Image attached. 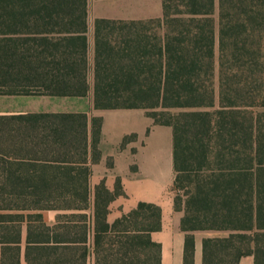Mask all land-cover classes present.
<instances>
[{
	"label": "trees",
	"instance_id": "16d2710c",
	"mask_svg": "<svg viewBox=\"0 0 264 264\" xmlns=\"http://www.w3.org/2000/svg\"><path fill=\"white\" fill-rule=\"evenodd\" d=\"M163 9L161 18L96 20L92 60L88 0H0V95L93 88L95 110H145L173 129L184 264H195L199 231L228 233L204 238L203 264H264V0H163ZM103 123L87 113L0 115V264H21L25 225L29 264L90 252L96 264H161L152 233L162 207L140 202L110 224L111 203L126 196L121 177L93 196ZM89 209L91 225L70 214L51 227L42 214Z\"/></svg>",
	"mask_w": 264,
	"mask_h": 264
},
{
	"label": "crops",
	"instance_id": "0c3cea01",
	"mask_svg": "<svg viewBox=\"0 0 264 264\" xmlns=\"http://www.w3.org/2000/svg\"><path fill=\"white\" fill-rule=\"evenodd\" d=\"M148 0H88L89 4V39L90 53L93 60L95 53V22L98 19L108 20H147L161 18L164 15L163 0H154V7H143L141 10H121L122 5L139 4ZM114 8V9H113ZM116 12H114L115 10ZM112 9L114 11H112ZM154 9V10H152ZM91 83L94 76L91 75ZM141 110L146 117L151 119L146 131L137 129L130 120L127 124H111L113 118L126 119L129 113ZM117 113L111 115L109 113ZM32 113H87L92 118L104 119L100 149L102 159L92 165L90 185L94 196L95 188L104 179L107 187L115 190L116 180L121 177L126 196H120L111 203L108 222L114 223L116 219L135 209L140 202L156 203L162 207L163 227L160 231L152 233V239L162 245L161 264L185 263L186 233L181 229L182 212L175 211L174 191V158L173 146L169 148L168 141L165 145L154 140L156 131L164 133L168 138V126L154 124V120L147 116L142 109L95 110L94 89L86 97H61L46 95H0V115H18ZM121 113V114H119ZM150 126V127H149ZM149 131V133H148ZM137 134V138L122 148L126 136ZM164 145V146H163ZM113 159L114 167H109V160ZM45 223L54 227L57 224L67 223L64 215L87 214V224H93L94 211L89 210H44L42 211ZM61 217V218H60ZM70 224H79L74 219ZM28 227L23 228V253L21 264H29L26 258V239ZM214 232H196L195 264H203V240L213 236ZM93 236L89 233V244ZM50 260L45 258L33 259L34 264H47ZM57 264V263H56ZM73 264H96L94 253L90 252L83 258H75ZM240 264H255L254 256L244 257Z\"/></svg>",
	"mask_w": 264,
	"mask_h": 264
},
{
	"label": "rangeland",
	"instance_id": "374dc122",
	"mask_svg": "<svg viewBox=\"0 0 264 264\" xmlns=\"http://www.w3.org/2000/svg\"><path fill=\"white\" fill-rule=\"evenodd\" d=\"M143 7H154L155 9V3H154V0H148V2L146 1H142V3H139V4H127V6H123L121 7V10H128V9H131L132 11L134 10H141V8ZM114 9V8H113ZM112 9V11H114ZM152 9V10H154ZM117 9L114 11L116 12ZM111 115H114V114H117V113H109ZM121 114V113H119ZM130 115H128L129 117L126 119L125 117L123 118H113L112 121H111V124H117V123H121V124H127V122L130 120L133 124H135L136 128L137 129H140V130H145L146 131V127L147 125H150L149 122H151L152 120L149 119L148 117H146L145 113L141 110H134V111H131L129 113ZM151 120V121H150ZM150 127V126H149ZM168 133H170V136L168 138H166L167 136L164 134V133H160V131H156V134H155V137H154V140L158 143H162L165 145V141H168V145H169V148L173 146V137H172V130L171 129H168ZM163 145V146H164ZM174 196H175V192H174ZM228 233L227 232H214L213 233V236H227Z\"/></svg>",
	"mask_w": 264,
	"mask_h": 264
}]
</instances>
